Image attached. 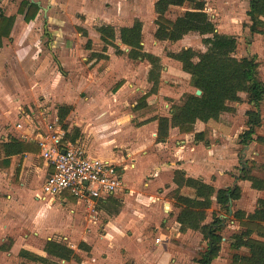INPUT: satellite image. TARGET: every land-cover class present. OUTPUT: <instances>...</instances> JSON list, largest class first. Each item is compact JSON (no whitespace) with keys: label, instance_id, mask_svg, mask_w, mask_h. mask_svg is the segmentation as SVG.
<instances>
[{"label":"crops","instance_id":"1","mask_svg":"<svg viewBox=\"0 0 264 264\" xmlns=\"http://www.w3.org/2000/svg\"><path fill=\"white\" fill-rule=\"evenodd\" d=\"M7 1L8 0H0V9H4V6L7 5ZM20 1L22 0H19V2ZM27 1L30 2V0ZM33 1L39 2V11H41V9L43 10L44 17H46L45 13L47 10L50 14L53 9H59V11L63 12V16H65L66 21H63L64 26L62 27L63 29L60 34L61 37H67L69 40L73 41L71 47L68 49V54H62L56 59L57 66L62 70L63 82L68 83L73 89L77 90L83 89L89 78H91V81H93V79H98L97 83H99L101 80H109L112 83L110 90L115 91L117 95L125 91L131 92L135 90L141 93L142 98L148 93L151 84L147 81V76L151 67L147 61H133L127 57V54L116 53L115 47L111 46L108 47L114 48L115 54H109L107 50V52H102V54H92L94 52H91V54H83L76 47L78 45V41L81 40V37L88 39L87 30L89 28L87 25H89V21L91 20V17H93L92 15H99L98 7L100 6V3L98 1L100 0H96V6H98V10H96L97 13L95 14L92 13V8L95 5L93 2H90L89 4L84 2L86 5L90 6H87L86 8L84 7L83 10H72V2L77 1L79 2L80 6L83 7V0H51V2L48 1L46 8L41 6L43 0ZM249 1L250 0H247L248 6L245 9V18H243L246 27L244 30L242 28L240 29L241 34L236 37L234 36L237 41V53L235 52V57H255L256 62L258 63V77L262 82H264V38L261 34L251 33L249 30V26L251 24V21L247 16ZM19 2L16 6L9 5L5 12L0 10V13H2L5 17L14 18L13 25L10 30L11 37L20 39L22 35L24 43L30 37L28 34L30 33V27H34L37 20L33 19L34 21L32 20L29 23L24 22L23 16L17 11ZM112 7H114V12H116L115 6ZM190 9L191 7L187 10ZM75 11H80L79 15L85 17L84 24L78 18L73 20V13ZM100 20L102 19L100 18ZM118 20L119 18L117 19L116 16H112V21H103L102 24L98 26H111L116 33L115 21ZM136 21L139 20H135L134 22ZM131 25H122L120 28L130 27ZM25 26L29 28L28 31L23 30ZM78 28L85 30L87 32V36H82L78 31ZM216 31L218 32L217 29ZM95 32L99 35V33L96 31V28ZM10 33L8 37H3L1 40L0 66L6 65L5 73L8 76L2 77L1 80H6L7 83L12 81L14 84H17L18 90H24V92L28 93L30 90L29 88L33 84H38V81H41V62L38 61L34 62L33 64L28 63L30 69L29 71H26L27 68L25 67L26 65L24 61L25 59H28L26 54L15 55L12 53L13 48H10V50H8L10 52H7L6 48L4 47V42L10 37ZM190 35L184 36L181 40L175 43L167 41H164L163 43H169L171 46L179 45L180 48L176 51H173V53H176L181 49L191 48L185 44V39ZM117 37L119 42L114 44L118 50H120L117 45L122 44L120 42L119 36ZM88 41L89 39L87 42ZM115 41H117L116 35ZM154 41L156 43L160 42L156 39ZM73 44H76V46H73ZM242 44L245 46V51L240 52L239 50H241L240 47ZM141 45L145 48V43L143 40ZM205 50L206 48L204 46L200 52H204ZM144 51L155 57H158L160 60L162 69L160 71L157 92L155 94L148 95L145 99H142L141 102H144V104L141 106V108L133 111V113L130 115L125 116H119L117 112V106L112 103V100L100 101L98 98H92L89 100L88 107L81 112L88 118V120H92L93 126L91 129L94 131V135H98L99 130L102 132V134H104L102 135V139L97 140V142L93 143V146L90 148H87L85 144L81 146L78 142H75V139L79 135L74 138L71 137L70 140L65 139L71 144L83 147L89 156H94L89 154V151L93 150L94 152H97L99 148L103 149V152L107 153L108 157L110 158L103 160H107L120 170L122 169L124 174L127 168L133 170L136 168V166L139 167L141 162H143V164L146 163L148 166L147 172L139 173L138 177H135V175L133 176L135 178L134 181H132L133 183H130V186L124 183L125 187L116 195L106 198L104 201H97L105 203L110 200L114 201L116 199H120L122 201L120 207V212H122V215H120L119 212L113 219L108 218L102 227L103 235L101 239L103 241V254L101 255L103 259L100 261H98V257H96L94 254L96 249L95 246L97 244H94L93 247L91 238L90 240H87L86 238L85 240L80 241L85 242L90 247L89 252L80 251L77 249V247L74 250L70 247L81 258L80 262L73 261L77 264H81L83 262L85 259L83 258V255H87L86 258H88L90 255H93L91 261H88L89 264H125L126 262H131L132 264H197L195 262L196 259L193 262V259L189 257L191 256L189 247L191 249L194 248L199 240L197 237L200 236L203 241L202 248L206 247V243L203 240L202 235L197 231L189 229L185 232H181L179 230L180 225L176 221V216L179 209L176 207L174 200L175 191L178 187L173 182L174 171H182L187 181L212 188L215 191L234 187L238 188L239 197L236 200H229L228 211H224V214H219L213 212L212 210L210 213V221L212 213L223 217L225 222L223 232L227 225L228 215H230L233 219L230 221V223L236 221L239 225V220L246 219L249 214L254 212L257 207L258 200H264V184L257 181H251L248 178H242L245 175L243 174V170H245L249 178L252 177L260 181H264V179L260 177L257 178L252 173V166H254L252 156H258L259 153L258 149L255 150L254 147H264V101H262L259 105L261 118L260 126L255 129V133L252 136V141H250L246 146H243L240 143L239 136L247 129V116L245 113L252 107L246 102V94L244 93H240V97L242 99L241 103L229 104V106L234 109V112H224L220 115L218 120H209L206 123L196 121L193 126V131L189 133H180L177 128H169L167 138L164 141L158 142L156 141L158 123L155 118H170L172 112L171 108L173 106H181L183 104L182 100H180L182 95L184 93H195V89L190 85V75L181 70V65L179 62L167 57L166 54L163 56L162 54L146 49ZM94 64H96V70L98 69L99 73H97L95 70L91 71V69H88V67L90 68V66ZM84 69H86V73L82 72ZM5 84L6 83H4V86ZM178 85L183 86V92L181 95H178L176 92ZM90 86H86L88 87V90H91ZM0 87L3 88L2 85H0ZM3 93H5V90H3ZM0 95L2 96L3 94ZM175 102L177 103L174 104ZM6 103L8 105L10 100ZM68 105L69 104L67 102H63V107H69ZM101 105L103 107L109 106L110 114L105 116V114L98 109ZM18 109L19 110L16 116L17 122L25 124V122L28 121L25 119V116L21 114L22 109L20 107ZM22 112L25 114L27 113L25 111ZM130 117L137 120V122L134 123L135 125H133L131 121H128V123L125 122V120L130 119ZM106 122L108 125H106V128H102ZM24 124L22 129L29 132L30 141L28 142L34 143L37 146L35 139L37 138V135L41 133V129H37V132L34 134L32 130L24 129L26 128ZM14 128L16 130H20L16 128V124ZM84 132L85 130H81V134ZM13 138L20 140L17 137ZM257 138H261L262 142L259 143ZM9 139L11 138H5L3 141H0V145L9 142ZM120 146L122 148H129L128 150L130 152L127 154V156L130 157L129 161L131 164L123 166V164L120 162L123 160V156L120 154L121 151H114L115 148ZM26 155H28V153H25L24 155L11 156L8 158V164H4L3 160L6 159V157H4V153L0 147V180L2 179L3 175L6 177V187H14L12 182L14 181L13 178L15 172L17 169H19L20 174L24 171L25 165L27 164V157H25ZM166 170L167 174L165 180L161 176L163 175V171ZM42 171L44 173L45 179L47 169L43 161ZM152 171H155L153 179L146 180L142 178V176L145 177V174ZM127 187L131 189L124 196ZM185 189L191 190L192 193L190 195L184 194ZM172 191L173 197L170 199L169 193ZM178 191L179 195L190 198L194 197V190L192 188L184 186ZM40 195L42 198V189L40 190ZM43 200L45 201V199ZM48 200L62 201L64 203L70 202L67 197H64L63 199ZM243 200L247 201L248 205L247 203L245 206L241 204ZM171 202L177 211L173 216V220H168L169 214L172 210ZM213 204H215L218 209H221L220 206L215 202L214 197ZM211 208L208 209L207 212L211 210ZM235 212H241L240 219L235 217ZM123 218L128 219L127 226L122 225V223L119 221ZM131 218L136 219V222L139 220V222H132ZM208 222L205 220V223ZM151 226L153 229L152 231H149ZM125 230L129 235H124ZM224 241L225 239L222 235L221 249L222 243ZM229 245L230 243L228 244V248ZM187 246H189L188 250ZM122 249L127 251L126 257L122 256ZM183 251L187 252L184 253ZM200 251H203L201 250V247ZM41 256L47 257L45 253H43ZM92 261H94V263ZM60 262L68 263L66 261ZM213 263L214 261H212L211 264Z\"/></svg>","mask_w":264,"mask_h":264},{"label":"rangeland","instance_id":"2","mask_svg":"<svg viewBox=\"0 0 264 264\" xmlns=\"http://www.w3.org/2000/svg\"><path fill=\"white\" fill-rule=\"evenodd\" d=\"M48 1L51 2V0H43L41 6L46 8ZM154 1L155 0H100L98 1L100 3L98 7L96 6V0H83V3L87 2L89 4L93 2L95 5L92 8V13H97L96 10L99 8V15H92L93 17H91L89 25H87L89 28L87 30L89 41L87 42V38L81 37V40L78 41V45L76 46V44H73V46L75 45L83 54H91V52H94L92 54H102V52L106 50L109 54H115L114 48L108 46L107 48L105 43L100 40L99 35L95 32V28L102 24L103 21H112V16H116L119 20L115 21V35L117 41L114 40V43L119 42L117 36H119V29L122 25H131L135 20H139L142 25V40L145 43V48L143 47V50L153 51L163 56L164 54L178 50L180 48L179 45L171 46L169 43H156L154 41L155 39L152 36L156 28L154 24L156 15L153 11ZM18 2L19 0H8L4 9L2 10L1 8L0 10L5 12L9 5L16 6ZM204 3L205 12L215 24L218 32L231 34L236 37L241 34L240 29L242 28L244 30L246 27L243 18H245L246 15L245 9L248 6L247 0H204ZM87 6L90 5L84 3L82 7L79 2H72V10H83V8ZM112 6H115L116 12H114V7ZM189 8L190 6L187 4L182 7H172L167 12L166 17L170 20H174ZM79 12L75 11L73 13V20L78 18L84 24L85 17L79 15ZM45 14L46 17H44V12L41 9L34 18L37 20L36 25L30 27V29L27 26L23 28L25 31H28V29L30 30V33H28L30 37L26 42L23 43L24 39L22 35L20 39H17L11 37V33L10 37L4 42V47L7 52H10L8 50L13 48L12 53L15 55L26 54L28 58L24 60L25 67L27 68L26 71L30 69V66H28L29 64L40 61L42 72L40 74L41 81H38V84H33L29 88V92L26 93L24 90H18L17 84H14L12 81L7 83L6 80H1L2 77L8 76L5 73L6 65L0 66V85L4 88L0 87V94H3V97L0 95V141H3L5 138L17 137L29 143V132L23 129L16 130L14 128L15 124L18 123L16 116L19 110L18 108L20 107L22 109L21 111L29 113L31 117L30 122L23 123L26 126L24 129H30L34 134L37 132V129H41V132H43L46 126L57 118L58 125L65 133L66 139L70 140L75 134V128H77L79 136L75 139V142H78L81 146L85 144L87 148H90L93 146V143L102 139V135L104 134L99 130V134L94 135V131L91 129L93 126L92 120H88L81 112L88 107L89 100L92 98H98L100 101L112 100V103L117 106L119 116H125L140 109L144 104V102H141L142 99H140L141 93L134 90L131 92L125 91L117 95L115 91L110 90L112 83L109 80H101L97 83L98 79H93V81H91V78H89L83 89L77 90L73 89L68 83L63 82L62 70L57 66L56 59L62 54H68V49L71 47L73 40L71 41L67 37H61L60 33L64 26L63 21H66L63 12L59 11V9H53L50 14L48 10ZM99 17L102 20H100ZM201 40L202 36L191 34L185 39V44L197 51H201L204 47L201 44ZM117 46L120 48L122 54H127L128 49L125 46ZM240 49V52L245 51V46L242 44ZM96 68V64L90 66V68L88 67L89 70H95L99 73V70H96ZM85 70L86 69L82 72L86 73ZM4 83H6L5 86ZM86 86H90L91 90H88ZM3 90H5V93H3ZM176 92L178 95H181L183 86L178 85ZM9 100L10 103L7 105L6 102H9ZM180 100L183 101V97H181ZM63 102L69 104V110L65 113L63 118H60L58 108L63 107ZM176 103L177 102L174 104ZM101 106H99L98 109L104 113L105 116L110 114L109 106ZM130 119L125 120V122L128 123V121H131V123L135 125L134 123H136L137 120L131 117ZM106 125H108L107 122L101 126L102 128H106ZM81 130H85V132L81 134ZM254 148L255 150L258 149L259 153L258 156H252L254 163V166H252V173L257 178L260 177L264 179V147L259 148L255 146ZM128 149L126 147L122 148L121 146L114 149V151H121L120 154H122L123 160L120 162L123 166L131 164L129 161L130 157L127 156L130 152ZM103 151V149L99 148L97 152L91 150L88 153L102 159H110L107 153ZM25 157H27V164L21 174L19 169L16 170L13 178L14 181L12 182L14 185L13 188L6 187V177L4 175L0 180V245L3 244L9 247V250L6 252L0 251V264H48L41 260L37 262L31 261L29 255L25 252H34L40 256L43 255L42 249L45 242L48 240L63 243L75 250L79 242L86 238L87 240L91 238L93 247L94 244H97L94 254L98 257V261L103 259L101 255L103 254V241L101 239L103 235L102 227L108 218L113 219L121 211L120 207L122 201L120 199L114 201L110 200L105 203L77 201L64 203L62 201H51L48 199L44 201L40 195L41 186L44 181V173L42 171V160L38 158L39 152L35 154L28 153ZM147 171L148 166L146 163L143 164V162L139 164V167L136 166L133 170L127 168L123 176L124 183L130 186V183L134 181L135 177H138L139 173ZM166 172L167 170L163 171V175L161 176L165 180ZM134 175L135 177H133ZM154 175L155 171H152L145 174V177L142 176V178L150 180L153 179ZM130 189L131 188L127 187L124 196ZM191 193V190H184V194L186 195H190ZM169 197L172 199L173 191L169 193ZM172 202V210L168 220H173V216L177 211ZM246 203L248 205V202L245 200L241 202L244 206ZM212 210L215 213L224 214V210L218 209V207L213 204L211 210L207 212V222L210 221V213ZM121 213L122 212H120V215H122ZM232 220V217L228 215L227 225L222 233L225 241L222 243L219 257L214 260L213 264H230L231 255L235 253L228 248V244L230 242V236L239 232L240 227L236 221L230 223ZM119 221L122 225L127 226L128 224L127 218L120 219ZM131 221L135 223L139 222V220L136 222V219L133 218H131ZM152 229L153 227L151 226L149 231H152ZM124 235H129L126 230L124 231ZM197 238H199V240L194 248L191 249L187 246V250L189 247L191 251V256L189 257L193 259V262L198 258V254L201 252L200 247L201 250H204V248H202L203 241L201 236ZM126 252L127 251L122 249L121 253L123 257L127 256ZM183 252L185 253L187 251ZM86 257L87 255H83L85 259L81 264H89L88 261H91L93 255L88 256V258ZM92 262L94 263V261ZM59 264L77 263L71 261L68 263L59 262Z\"/></svg>","mask_w":264,"mask_h":264},{"label":"trees","instance_id":"3","mask_svg":"<svg viewBox=\"0 0 264 264\" xmlns=\"http://www.w3.org/2000/svg\"><path fill=\"white\" fill-rule=\"evenodd\" d=\"M185 4L191 7L184 11L174 20L166 17L171 7H182ZM18 13L23 16V21L29 23L37 13L39 7L27 0H22L18 6ZM153 11L156 15L154 24V38L160 42L175 43L184 36L196 34L202 36V44L206 50L204 52L193 50L192 48L181 49L173 53H167V57L177 61L181 65V70L190 75V85L195 90H200L199 96L195 93L184 94L183 104L173 106L170 118L157 117L158 131L156 141H164L168 136L169 128H177L180 133H189L193 131L196 121L203 123L209 120H218L224 112H234L229 106L231 103H241L240 93L246 94V102L251 105L245 115L247 116V129L240 134V143L246 146L252 141L255 129L260 126L261 118L259 105L264 101V82L258 77V63L255 57L236 58L235 52L237 41L234 36L218 33L215 24L210 20L205 12V3L202 0H155ZM251 24L249 30L251 33L261 34L264 38V0H250L247 11ZM14 18L5 17L0 13V47L3 37H8ZM78 31L86 37L87 32L81 28ZM100 35V40L106 46L115 47V32L111 26L101 25L96 27ZM142 25L136 21L130 27L119 29V38L127 51V57L133 61H147L150 65L147 81L151 87L147 94H155L158 90L160 71L162 69L158 57L151 55L143 50L142 43ZM116 53L122 54L118 48ZM69 107H60L58 114L63 118ZM79 131L75 129L73 136L77 137ZM260 143L261 138H257ZM0 147L6 159L4 164H8V158L25 153L35 154L38 147L34 143H27L15 138L9 139V142L1 144ZM243 179L248 178L251 181H257L264 184L256 178H252L243 170ZM173 182L177 185L174 200L179 209L176 221L180 225L179 230L185 232L193 230L199 232L206 243V247L198 254L195 260L197 264H211L218 258L221 251L222 232L225 227L223 217L212 213L211 221L205 223L207 210L215 202L224 211H228L229 200H236L239 197L237 187L230 189H220L215 191L212 188L189 182L185 179L182 171L173 172ZM189 187L194 190V197L179 195V189ZM70 202H76V198L68 193H64ZM235 217L241 218V212H235ZM240 230L230 237V250L234 251L230 258V264H264V200H258L257 207L253 213L246 219L239 220ZM77 249L83 252H89L90 247L85 242H80ZM9 247L0 245V251L6 252ZM43 253L47 257L39 256L34 253L25 252L33 262L39 260L48 264H59L60 261L80 262V256L67 245L48 240L45 242ZM125 264H132L126 262Z\"/></svg>","mask_w":264,"mask_h":264},{"label":"built area","instance_id":"4","mask_svg":"<svg viewBox=\"0 0 264 264\" xmlns=\"http://www.w3.org/2000/svg\"><path fill=\"white\" fill-rule=\"evenodd\" d=\"M21 114L30 121L29 113ZM16 128L21 130L23 124L17 123ZM45 130L35 139L39 158L47 169L41 188L43 199H63V194L68 193L77 201L94 203L123 190V170L66 141L56 118Z\"/></svg>","mask_w":264,"mask_h":264},{"label":"water","instance_id":"5","mask_svg":"<svg viewBox=\"0 0 264 264\" xmlns=\"http://www.w3.org/2000/svg\"><path fill=\"white\" fill-rule=\"evenodd\" d=\"M30 2L36 4L37 6H39V2H35L33 0H30ZM200 94H201L200 90H195V95L199 96Z\"/></svg>","mask_w":264,"mask_h":264}]
</instances>
